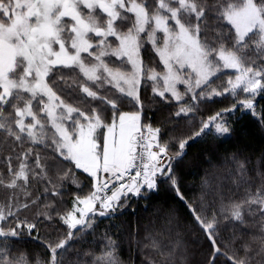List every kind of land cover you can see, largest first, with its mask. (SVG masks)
Segmentation results:
<instances>
[{"label": "snow or ice", "instance_id": "snow-or-ice-1", "mask_svg": "<svg viewBox=\"0 0 264 264\" xmlns=\"http://www.w3.org/2000/svg\"><path fill=\"white\" fill-rule=\"evenodd\" d=\"M209 14L221 28L215 41L205 33ZM146 45L159 58L163 73L145 64L141 53ZM249 51L264 59V0H214L211 5L207 0H0V131L4 139L51 147L57 154L53 163L57 159L69 162L94 180L92 191L76 196L71 210L60 216L69 229L67 239L47 245L50 257L46 264H65L73 230L90 229L95 216L116 212L126 206L130 196L158 190L161 179H167L184 199L173 162L183 157L190 142L207 132L230 134L222 117L237 105L202 120L199 130L179 140L178 150L169 155V143L160 141L161 128L142 123L141 87L150 81L153 96L178 103L186 96L196 102L244 93L250 98L239 100V106L254 111L256 97L264 94V65L253 68L251 64L256 62L251 61ZM110 63L119 67H110ZM129 66L130 70H121ZM226 69L235 70L234 79L229 77L222 91L205 92L212 79ZM63 70L76 73V78L71 82L63 76L53 79ZM177 85H184L183 93ZM101 90L107 94L102 95ZM58 92L74 96V102L68 103ZM125 101L137 111H120ZM93 102L97 106L90 112L78 106ZM107 110L112 112L110 123L103 116ZM195 110V105L181 106L174 115L188 116ZM17 161L14 169L9 158L10 178L6 181L0 173V186L30 198L32 181L52 184L48 158L42 159L32 147L21 152ZM232 161L231 173L237 177L233 182L238 187L250 185L245 162L235 156ZM72 171L67 169L58 179L67 180ZM72 183L79 187L75 178ZM49 191L45 187L44 192ZM245 192V199L222 208L225 220L243 225L245 212L264 217V184L255 193L250 188ZM51 194L59 196V188L53 185ZM12 199L0 206V238H4L0 264H29L26 254L12 253L7 240L19 239L25 231L31 238L37 224L20 220L12 210ZM35 203L29 199L17 205V211ZM188 207L212 246L208 264H216L220 255L231 264H264V235L259 238V248L253 250L245 243L241 245L243 257L229 256L217 245L216 213L211 219L202 218ZM10 217H16V225L5 230L3 224ZM261 232L264 234V228ZM113 244L109 239L99 255H85L92 257V264H118ZM153 247L159 249L160 245L153 241ZM36 264L45 262L37 259Z\"/></svg>", "mask_w": 264, "mask_h": 264}, {"label": "trees", "instance_id": "trees-1", "mask_svg": "<svg viewBox=\"0 0 264 264\" xmlns=\"http://www.w3.org/2000/svg\"><path fill=\"white\" fill-rule=\"evenodd\" d=\"M209 5L214 0H207ZM208 28L205 29L207 38L215 41L216 33L221 31L219 22L213 14H209ZM126 30V26L124 28ZM227 32V29H223ZM227 43V41H226ZM115 44V43H114ZM145 64L149 68L163 71V65L158 62V57L152 52L151 46L146 45L141 53ZM252 67L264 64L254 51H249ZM115 60V58H112ZM249 61V63H251ZM110 67H119L118 63ZM128 70V68H123ZM231 72L218 74L213 78L210 86L205 92L216 89L222 91L229 79ZM63 76L72 81L76 73L63 70L56 73L53 79ZM62 87V85H61ZM200 91V90H199ZM68 103H73L75 97L62 94ZM102 95L107 93L101 90ZM250 98L247 94L240 93L237 97L225 94L215 96L207 100H199L195 103L196 110L188 116L176 117L179 104L173 100L165 102L159 97L153 96L151 82H146L141 87V100L144 105L142 123L160 127L161 143H169L170 155L178 150V141L185 139L198 131L201 121L214 115L223 109H231L234 104L236 109L225 112L223 117L227 126L231 129L230 134L218 136L214 131L190 142L185 149V154L179 161L173 162V172L178 183L179 192L183 200L167 179L158 181V190L147 192L142 196H130L126 206L106 216H95L93 226L85 231H74V237L68 240L67 252L65 253V264H92V257L85 255L93 253L99 255L108 244V240L114 241L112 247L118 264H208L212 246L206 238L200 226L196 223L193 213L188 205L196 209V213L202 218L211 219L213 213L219 221L217 245L221 252L237 258L245 255L241 248L242 244H249L253 250L260 247L259 238L264 235V217L257 212L249 215L245 212V223L225 220L222 208L232 201L239 202L246 198L245 189L255 193L264 184L261 175H264V94L256 97L254 111L242 109L238 101ZM85 111L96 107V103L78 104ZM122 112H135L137 108L125 101L120 106ZM106 123L112 120L111 110L103 113ZM29 147L34 152H39L42 159L48 158V175L52 184L47 181H32L28 191L31 197L18 194L15 197L12 189L0 186L2 196L14 195V200H21L19 204L35 200L28 208H20L17 205L12 210L16 212L20 220L36 223L37 228L33 231L31 238L26 231L19 239L10 238L8 246L14 254H26L29 264H36L37 259L46 262L50 257L48 244L58 243L67 239L69 229L63 224L60 216L70 211L76 196H85L92 191L94 180L80 169H75L69 162L57 159L55 163L52 158L56 156L51 147L45 145H31L13 142L9 137L4 139V133L0 131V173L7 181L10 178L8 172V160L11 159L13 168L18 164L17 157ZM233 156L245 162L248 169L250 185L241 184L239 187L233 181L237 177L231 173L233 169ZM32 163V160L29 161ZM71 168L73 171L67 180L61 181L58 176ZM260 173L261 175H258ZM75 178L79 187L72 183ZM55 185L60 190L59 196H53L51 189ZM45 187L49 192H44ZM12 191V192H10ZM16 203V202H15ZM52 204L49 208L47 205ZM255 211V208H254ZM41 213V215H37ZM47 213L52 219H46L43 215ZM16 217H10L3 224L5 230L15 227ZM256 238V239H254ZM4 238H0L3 243ZM153 241L159 243V249L153 247ZM164 253V255H161ZM171 253V256L168 254ZM258 259V258H257ZM216 264H231L224 255H220Z\"/></svg>", "mask_w": 264, "mask_h": 264}, {"label": "rangeland", "instance_id": "rangeland-1", "mask_svg": "<svg viewBox=\"0 0 264 264\" xmlns=\"http://www.w3.org/2000/svg\"><path fill=\"white\" fill-rule=\"evenodd\" d=\"M113 46H115V44L113 45ZM262 65H264V64H262ZM261 66V65H260ZM257 67H259V66H257ZM253 68H256V67H253ZM121 70H123V71H128V70H130V66H129V69L128 70H124V69H121ZM157 71V70H156ZM164 71V70H163ZM163 71H157V72H161V73H163ZM223 72H231L232 74L230 75V77H232L233 79H234V77H235V70H231V69H226V70H224ZM219 74V73H218ZM177 87L179 88V90L183 93L184 92V90H185V88H184V85H177ZM218 91V90H217ZM197 92H199V89H197ZM166 96H168V97H170V93H166ZM173 101H175V100H173ZM199 101V100H198ZM176 102V101H175ZM197 102V101H196ZM196 102H194V101H192L191 100V98H190V96H186L185 97V99H184V101H182V102H176V103H178L180 106L179 107H181V106H189V105H195V103ZM112 118V117H111ZM222 119L223 120H225L224 119V117H222ZM207 120V119H206ZM169 155H170V152H169ZM1 191V190H0ZM14 192H12V191H10V192H12V193H14V195L16 194V195H18V193H16V190H13ZM14 195H12V194H10V195H7V196H2V194H1V192H0V206H7L9 203H10V200H9V197H13V199L11 200V203H12V205H13V207L12 208H14V205H17V204H19L20 202H21V200H14ZM16 195H15V197H16ZM16 202V203H15ZM97 207H99V206H97Z\"/></svg>", "mask_w": 264, "mask_h": 264}, {"label": "built area", "instance_id": "built-area-1", "mask_svg": "<svg viewBox=\"0 0 264 264\" xmlns=\"http://www.w3.org/2000/svg\"><path fill=\"white\" fill-rule=\"evenodd\" d=\"M134 174H135V171L133 170L132 173H131V175H134ZM104 175H107V174H104ZM127 179H128V178L125 177V182H127ZM109 194H110V193H109Z\"/></svg>", "mask_w": 264, "mask_h": 264}]
</instances>
